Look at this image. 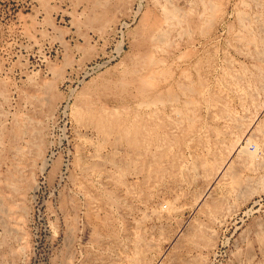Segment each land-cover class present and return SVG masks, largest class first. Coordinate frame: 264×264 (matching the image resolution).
Here are the masks:
<instances>
[{"label": "rangeland", "instance_id": "obj_1", "mask_svg": "<svg viewBox=\"0 0 264 264\" xmlns=\"http://www.w3.org/2000/svg\"><path fill=\"white\" fill-rule=\"evenodd\" d=\"M263 79L264 0H0V264H264Z\"/></svg>", "mask_w": 264, "mask_h": 264}, {"label": "bare ground", "instance_id": "obj_2", "mask_svg": "<svg viewBox=\"0 0 264 264\" xmlns=\"http://www.w3.org/2000/svg\"><path fill=\"white\" fill-rule=\"evenodd\" d=\"M169 14V13H168ZM171 15V14H170ZM166 18H168V17H166ZM147 19V18H146ZM175 19H176V17H175ZM160 22V21H159ZM166 22V21H165ZM164 22V23H165ZM150 23H152V21L150 22ZM157 23V22H156ZM148 27V26H147ZM162 27V26H161ZM159 28V27H158ZM154 29H156L155 28V24H153V25H151L147 30H146V32H145V40H143V41H145V43L148 45L144 50H145V52H144V56H143V61H141V62H143V67H144V69L145 70H147L148 72H147V74L146 75H148L150 72H151V69H152V67L154 66V63L155 64H157L155 61H154V58H153V50H154V47H155V45H156V41H157V39L159 38H157V36H159V35H157L156 34V32L154 31ZM165 32V31H164ZM167 33V32H166ZM139 35H142L141 34V32H140V34ZM161 35V34H160ZM167 35V34H166ZM168 36V35H167ZM139 37V36H138ZM143 38V37H142ZM164 39H166V38H164ZM142 41V40H141ZM160 42V41H159ZM163 43V42H162ZM140 44H142V42L140 43ZM160 44V43H159ZM143 46H144V44H143ZM142 46V47H143ZM157 46V45H156ZM163 46V45H162ZM161 47V46H160ZM144 48V47H143ZM158 48V47H157ZM161 49V48H160ZM138 50H139V46H138ZM156 50V49H155ZM159 50V49H158ZM139 52V51H138ZM137 52V53H138ZM142 53V52H141ZM140 55V54H139ZM138 55V56H139ZM140 58H141V56H139ZM160 57V56H159ZM136 58V57H135ZM137 59V58H136ZM140 60V59H139ZM155 60H156V58H155ZM161 63V62H160ZM165 64V63H164ZM137 65V64H136ZM141 65V63H139V66ZM142 69V68H141ZM140 70V69H139ZM134 71V70H133ZM154 71V70H153ZM156 71V70H155ZM154 71V72H155ZM134 73H137V72H134ZM146 73V72H145ZM156 73V72H155ZM155 73H153V74H155ZM158 73V72H157ZM160 73H161V71H160ZM150 75V74H149ZM148 75V76H149ZM152 75V74H151ZM150 75V76H151ZM161 75V74H160ZM149 76V77H150ZM154 77V76H153ZM152 77V78H153ZM155 77H159L158 76V74L155 76ZM132 79V78H131ZM134 79H135V77H134ZM137 79V78H136ZM135 79V80H136ZM144 79V78H143ZM146 79V78H145ZM264 80V79H263ZM146 81H147V79H146ZM151 81H153V80H151ZM156 82V81H155ZM142 83H143V81H142ZM152 83V82H151ZM146 84V83H145ZM155 84V83H154ZM153 84V85H154ZM141 86V85H140ZM147 85H145V86H143L144 88L146 87ZM152 86V85H151ZM151 86H149V87H151ZM154 86H156V85H154ZM157 87V86H156ZM153 88V87H152ZM151 88V89H152ZM139 89H140V87H139ZM138 89V90H139ZM142 89V88H141ZM147 88H145L144 90H146ZM158 89V88H157ZM150 90V89H149ZM139 91H141V90H139ZM147 91H148V89H147ZM141 92H143V91H141ZM150 92H152V91H150ZM158 92V91H157ZM144 93H146L145 91H144ZM145 95V94H144ZM154 96H156L155 94H154ZM91 110V109H90ZM99 120V119H98ZM104 188V187H103Z\"/></svg>", "mask_w": 264, "mask_h": 264}]
</instances>
